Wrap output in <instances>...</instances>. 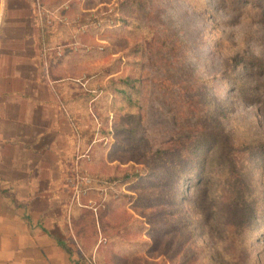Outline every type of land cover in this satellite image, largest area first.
Wrapping results in <instances>:
<instances>
[{
    "label": "rangeland",
    "instance_id": "rangeland-1",
    "mask_svg": "<svg viewBox=\"0 0 264 264\" xmlns=\"http://www.w3.org/2000/svg\"><path fill=\"white\" fill-rule=\"evenodd\" d=\"M38 3L75 260L264 264V0Z\"/></svg>",
    "mask_w": 264,
    "mask_h": 264
},
{
    "label": "crops",
    "instance_id": "crops-1",
    "mask_svg": "<svg viewBox=\"0 0 264 264\" xmlns=\"http://www.w3.org/2000/svg\"><path fill=\"white\" fill-rule=\"evenodd\" d=\"M33 14V0H0V264H76L52 213L65 197L70 124L41 68Z\"/></svg>",
    "mask_w": 264,
    "mask_h": 264
},
{
    "label": "built area",
    "instance_id": "built-area-1",
    "mask_svg": "<svg viewBox=\"0 0 264 264\" xmlns=\"http://www.w3.org/2000/svg\"><path fill=\"white\" fill-rule=\"evenodd\" d=\"M38 1L39 0H35V5H34L35 14L39 15V14H45L46 12L48 13V9H45L42 6H39Z\"/></svg>",
    "mask_w": 264,
    "mask_h": 264
},
{
    "label": "trees",
    "instance_id": "trees-1",
    "mask_svg": "<svg viewBox=\"0 0 264 264\" xmlns=\"http://www.w3.org/2000/svg\"><path fill=\"white\" fill-rule=\"evenodd\" d=\"M122 92H124V91H122ZM57 242H58L60 245H62L66 250H68V248L66 247L64 241H62L61 239H57ZM76 264H80V262L77 261Z\"/></svg>",
    "mask_w": 264,
    "mask_h": 264
}]
</instances>
